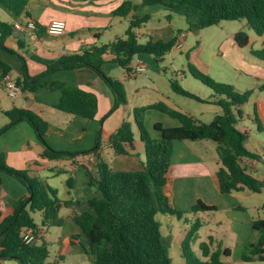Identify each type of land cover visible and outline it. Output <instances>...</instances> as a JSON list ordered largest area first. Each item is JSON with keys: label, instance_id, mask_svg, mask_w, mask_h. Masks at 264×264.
<instances>
[{"label": "trees", "instance_id": "obj_1", "mask_svg": "<svg viewBox=\"0 0 264 264\" xmlns=\"http://www.w3.org/2000/svg\"><path fill=\"white\" fill-rule=\"evenodd\" d=\"M80 2H94L96 0H78ZM30 0H0V6L18 18H26L36 27L38 38L47 36L46 29L31 17L28 12ZM160 6L165 10L185 18L190 30H204L222 22L246 20L248 26L260 38L264 37V0H142L140 5L125 1L114 12L115 16L126 18L132 11L143 7ZM150 21L149 16L133 18L124 39H117L108 45H93L81 53L63 55L55 61H48L37 56L32 59L46 67V72L36 78L24 74L15 81L22 92L34 93L38 88V80L43 76L57 71L78 70L88 68L102 80L112 91L115 105L110 114L121 106L127 105L123 84L108 77L103 72V66L108 57L123 68L128 75L132 74L131 65L136 57L146 55L152 57L156 64H160L178 42L177 38L169 42L155 41L150 38L141 44L136 32ZM16 24L0 18V49L20 59L24 65L26 60L17 51L7 46L9 38L21 32ZM98 37V36H96ZM239 48H245L250 40L245 32L235 36ZM18 45H21L18 39ZM264 62V47L259 52H253ZM0 69L3 75H9L11 67L0 59ZM191 75L204 86L211 89L217 96L225 97L215 104L222 109L210 124H205L192 115L171 107L160 101L148 107L134 109L135 126L139 139L144 146L145 162L142 171L114 170L99 155L103 138L100 129L93 150L84 152H65L53 149L47 142L48 124L23 109H13L6 113L10 123L0 128V136L20 122H27L35 130L44 151L42 158L51 162L75 160L80 156L94 155L98 163L95 175L86 171L90 179V186L94 195L89 201L91 211L73 215V221L81 230L87 244L82 242L81 235H74L69 245L76 253L90 257L92 264H173L170 252L163 243L161 223L156 219L158 214H168L181 220L188 212L177 210L168 191L167 177L172 165L174 145L177 142L211 141L217 144L220 168L216 173V180L221 195H230L249 190L254 194H261L264 181H260L242 166L243 160L263 161L264 155L248 151L246 142L248 135L237 128L243 116L242 108L250 99L252 92L243 94L237 92L231 85L219 84L206 74L189 67ZM174 93L204 103L198 96L185 91L176 81H171ZM51 90L61 91L62 99L54 108L66 114L78 116L86 120H95L98 115V98L96 95L80 88L68 87L63 83H53ZM214 104V103H213ZM148 110L159 111L180 123L179 127H168L156 124L155 131L159 138H152L145 126V113ZM109 114V115H110ZM258 129L264 132V124L257 110L254 111ZM136 135L133 125L125 122L121 128L108 138V142L116 156H130L135 150ZM59 173H67L59 171ZM0 174H6L28 191V196L13 203V213L8 215L0 224V263L15 261L18 264H47L50 249L42 236L31 244L23 242L26 230L41 229L35 224L32 212L43 215V225L57 220L61 202L57 191L47 182L30 176L29 171L10 168L6 157H0ZM69 188L72 181H67ZM3 189V179L0 175V196ZM218 207L206 205L199 200L191 213L216 212ZM59 226V225H58ZM200 222L192 227L190 236L183 242V257L185 264H224L221 257L231 256L229 249L221 248L212 251L213 239L209 243H201L202 258L191 250V242L198 240ZM253 230L260 237L257 242L245 247L241 261L247 264L264 263V220L253 221ZM65 256H59L53 264H62Z\"/></svg>", "mask_w": 264, "mask_h": 264}, {"label": "crops", "instance_id": "obj_2", "mask_svg": "<svg viewBox=\"0 0 264 264\" xmlns=\"http://www.w3.org/2000/svg\"><path fill=\"white\" fill-rule=\"evenodd\" d=\"M102 1L104 2L105 0ZM87 3L89 2H80L78 0H70L69 2L61 3L64 6L60 7V9L66 11L67 15L63 18V15H60L61 13H59L57 16H53L49 20H46L39 14V11L53 6L51 1L30 0L27 7L28 12L30 13L31 17L40 24L41 27L46 29V27L54 21H62L66 23V33L64 36H61V39L62 41L67 40V42H59L60 37H51L48 35L43 36V38H38L36 35L34 37L29 31L16 33V35L8 39L7 46L17 51L18 54L26 60V65H24L20 59L0 49V59L12 69L9 74L10 77L13 80H16L17 78H22L24 74H28L30 78H36L43 75L46 72V67L35 62L32 59L34 56L48 61H55L63 55L81 53L83 50L89 49L93 45H98L101 34L97 31H95V35L93 36L95 39L94 41H92L91 38H87L83 42L82 40H78L79 38H76V35L79 34L80 31L84 29V27L79 21L74 19L73 16L74 13L79 12V9L83 8L85 5H88ZM158 8L163 7L158 6ZM0 12L7 17L9 22L15 24L19 23L24 26L28 23L26 18L24 20L23 18L20 19L2 6H0ZM144 12L145 11H142L141 16L140 12L137 13L134 11L130 14V17L132 19L144 17ZM142 30V34L136 31L139 39L144 37L143 35H146V39L152 38L155 41L169 42L174 38L178 39L179 35V33H174V31L172 32V30L169 29H167V31L166 28L162 27H157L154 29L143 27ZM18 39L21 45H18ZM47 39H52L53 43L45 46L41 42ZM135 59L141 60L146 68H148L149 63L154 62L152 57L146 55L138 56ZM103 72L108 77L119 80L122 84L124 79L132 80L138 75H141L133 73L128 75L123 68L112 61L111 57L107 58V61L103 66ZM113 75H115V77ZM148 79L146 78L145 80H147L150 85L153 84L152 87H149V89L160 93L156 82L154 83L150 78ZM53 83H63L68 87L80 88L86 92L96 95L99 101L98 115L96 119L90 121L56 110L54 107L60 103L62 99V93L61 91L51 90L50 87ZM38 85L39 88L34 93L22 92V95L18 100H12L8 96L5 89L4 75L0 69V128H3L10 123L9 118L6 116L7 112L13 109H23L30 111L48 124V144L57 151L65 152H84L93 150L96 146L98 132L100 129H102L104 133L101 149L98 153L112 169L126 171H142L144 169V146L139 139L138 132L136 135L135 120L131 119V112L135 108L150 106H141V104H136V98L142 94V89L146 88L145 86L135 87L131 102H129L127 99L126 106H121L120 108L116 109L115 112L110 114L115 105L114 95L108 86L102 80H100L92 70L88 68L57 71L51 73L39 79ZM20 100L23 101L20 102ZM126 108H128L127 112ZM148 111L153 112L156 110ZM156 112L157 113L149 112L146 114V124L148 129H150L151 125L154 126L153 131L150 134L152 138L157 139L160 137V134L155 131L156 124L161 123L167 125L168 127L180 126V123L177 120H174L159 111ZM182 112H184V110ZM150 114H159L156 115V118L160 120H156L150 124L148 119ZM163 115L169 117L170 119H165L166 117L164 118ZM190 115L198 119L195 115ZM125 122H130L133 125V130L136 135L135 150L130 156H116L114 155L113 149L108 142V138L115 134ZM188 142L189 141L177 142L174 145L172 165L167 175L169 179L168 191L171 195L173 206L179 211L188 212L186 210L188 207L192 208L199 200H201L206 205L218 207V211H220L219 206L224 207L231 213H235L238 210H243L242 206L238 202H235V194H220L216 180V173L220 168V163L218 160L214 158L211 162L208 161V166L205 160L192 153L190 148L187 146ZM201 147L202 150L208 149V146L206 145ZM43 151V144L40 142L35 130L27 122H20L16 124L6 133L0 136V157L2 155L6 157V163L10 168L20 171H29L31 177L47 182V184L52 189L57 191V196L61 202V207L58 211V218L53 223H59L55 225L61 226L60 228L62 229H69V233L67 234L69 236H66V241H59L62 247L59 256H65L68 251L67 247H70V245H68V241H70L74 235H81L82 242L87 244V241L81 230L73 221V215L91 211L89 201L94 195V189L89 184L90 179L87 176L86 171H89V173L95 175L98 172V163L94 155L80 156L75 160L69 161L51 162L42 158ZM243 161H251L252 169H245L249 174L253 175L258 180L264 181V179L261 180L256 176V174H254L258 169L257 164L259 161ZM59 171H66L67 173H59ZM0 175L3 179V189L0 196L1 224L8 215L13 213V203L22 198H26L28 196V191L21 183V185L15 184L13 181L19 183L16 179L6 174ZM62 176L67 177L66 181L71 179L72 187L69 188L67 184L62 198H59L58 190L51 186L52 183L50 182ZM186 185L187 187L190 185L188 189L193 191L191 192L192 195H194V192L195 194H198L195 198L188 200V207L179 204V201H181L180 199H182L180 198V194L183 192ZM210 193L216 196V200L212 201L214 204L207 200V195ZM240 224H243V221H241ZM52 225L53 224L50 223L49 226ZM222 225V221L217 223L218 227H222ZM250 225L253 227L252 221L250 222ZM230 230L232 232L224 230L222 236L223 238L233 241L234 238H237V235L236 232H233L232 228ZM41 235L43 238H45L46 234L43 232V230H41ZM216 236L210 237L213 239V245L216 241L222 239L221 235L217 234ZM219 248L222 250L229 249L232 256V250L230 248H223L222 246ZM71 250L72 252H75L72 248ZM75 254L78 253L75 252Z\"/></svg>", "mask_w": 264, "mask_h": 264}, {"label": "rangeland", "instance_id": "obj_3", "mask_svg": "<svg viewBox=\"0 0 264 264\" xmlns=\"http://www.w3.org/2000/svg\"><path fill=\"white\" fill-rule=\"evenodd\" d=\"M49 1H51L55 7L50 6L48 9L39 11V14L43 16L44 19L49 20L59 13L63 15V18L67 15L66 11L60 9V7L64 6L61 3H66L70 0ZM101 1L102 0L89 2L87 3L88 5L79 9L78 13H74V19L79 21L84 27V29H80V33L76 35V38H79L78 40L84 42L85 39L91 38L92 41H94L95 39L93 36L95 35V31L101 34L98 46L108 45L115 42L117 39L125 38V33L129 29L132 18L130 15L126 18L118 17L114 15V12H116L127 0ZM128 1L132 2L134 5H140L142 3V0ZM142 11H145L144 16L150 17V21L144 24L140 29H137V32L142 34L143 27H147L148 29L162 27L166 28V30H172L174 33H179L178 42L181 39V34H184L185 37H182V48L179 49L176 46L164 57V60L160 64L151 62L148 64L145 73L138 75L132 80L124 79L123 87L128 101L131 102L135 87L145 86L146 88L142 89V94L136 98L137 105L141 104V106H148L163 101L178 110H184V112L195 115L202 123L210 124L217 115L222 114V109L215 103L220 99L226 100V98L217 96L211 89L196 80L190 73L189 67L191 66L206 74L216 83L233 86L235 90L241 94L247 91L252 92L250 99L242 108L243 116L237 128L242 132H246L248 135L246 142L248 151L261 156L264 155V132L258 129L254 114L256 109L264 124V62L252 54L253 52L262 50L264 47V37L260 38L257 36L248 26L246 20L222 22L204 30H190L185 18L172 14L163 8H158V6L143 7L135 12H140L142 16ZM0 18L4 21H9L1 12ZM239 32H245L250 40L249 45L242 49L237 46L234 40L236 34ZM143 36L144 37L139 39V42L142 44L150 39H146V35ZM61 38L62 37L59 38V42H67V40L62 41ZM41 43L47 46L53 42L52 39H47L43 40ZM113 76L115 77V75ZM146 78H150L154 83L156 82L160 93L149 89L153 84L150 85L149 82L145 80ZM171 81H176L185 91L198 96L206 102L201 103L174 93L171 88ZM22 101L23 100H20V102ZM127 111L128 108H126V112ZM149 112H157L147 111L145 113V126L149 134H151L154 126L151 125L150 129H148L146 124V114ZM156 115L159 114L149 115L150 117L148 119L150 124L156 120H160L156 118ZM163 117H166L165 119H170L165 115H163ZM131 119L134 120V110L131 112ZM137 132L138 130L136 129V135ZM204 145L208 146L209 150H202L201 146ZM187 146L192 153L205 160L207 165V162H211L214 158L219 162L216 143L211 141L197 143L188 142ZM251 163V161H242L241 164L247 170H251ZM257 165L258 169L254 174H256L259 179L263 180L264 162L259 161ZM66 180L67 177L62 176L50 182L52 183L51 186L58 190L59 198H62L63 192L67 186ZM13 182L17 185H21L15 181ZM188 187H190V185H188ZM188 187L186 185L185 189L180 194V198L182 199H180L181 201H179V204L185 207L189 206L188 200L198 195L195 194V192L194 195H192L191 192L193 191L191 189L189 190ZM234 194V197H236L235 202H238L243 208V210H238L235 213H231L224 207L219 206L220 211L202 213H191V208L188 207V209H186L188 213L185 214L181 220L168 214L160 213L157 215L156 219L160 221L162 226L163 243L169 249L173 264L186 263L183 257L182 244L190 236L192 227L196 222H200L201 228L198 232V240L191 242L190 247L197 257L202 258L200 244L209 243L210 237L218 234L221 235L222 239L215 242L212 246V251L219 249L221 246L232 250V256L230 258L226 256L221 257L223 263L247 264L241 261V256L245 247L250 243L257 242L260 237L259 233L253 230L250 222L264 220V191L261 194H254L249 190H245L244 192ZM207 198L209 202L214 204L212 201L216 200L215 195L210 193L207 195ZM32 217L35 224L46 234L43 242H46L50 249V258L47 264H53L62 250L59 241H66L65 238L69 236L67 235L69 229H62L60 228L61 226L58 225H43L44 219L40 212H32ZM219 221L223 222L222 227L217 226ZM241 221H243V224H240ZM231 228L237 235V238H234L233 241L223 238L222 236L224 230L232 232L230 230ZM67 249L68 251L62 264H92L90 257L75 254L69 246ZM5 264L18 263L9 261L5 262Z\"/></svg>", "mask_w": 264, "mask_h": 264}, {"label": "built area", "instance_id": "obj_4", "mask_svg": "<svg viewBox=\"0 0 264 264\" xmlns=\"http://www.w3.org/2000/svg\"><path fill=\"white\" fill-rule=\"evenodd\" d=\"M16 29L18 31H29L35 37L36 27L33 23L28 22L25 26L17 23ZM66 33V23L62 21H54L46 27V34L51 37H61L64 36ZM182 37L184 38V34H181V39L177 42L176 46L181 49L182 48ZM132 73L133 74H143L146 71V67L144 63L139 60L135 59L131 65ZM4 86L7 91L8 96L12 100H18L22 95L21 87L13 80L10 75L4 76ZM42 236L41 233L36 231L35 229H28L24 233L23 242L26 245H31L38 240V237Z\"/></svg>", "mask_w": 264, "mask_h": 264}]
</instances>
